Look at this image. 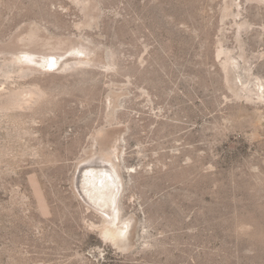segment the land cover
<instances>
[{
	"label": "rangeland",
	"instance_id": "obj_1",
	"mask_svg": "<svg viewBox=\"0 0 264 264\" xmlns=\"http://www.w3.org/2000/svg\"><path fill=\"white\" fill-rule=\"evenodd\" d=\"M82 1L0 0V60L99 64L39 77L21 136L0 109V264H264V0ZM101 147L119 241L78 187Z\"/></svg>",
	"mask_w": 264,
	"mask_h": 264
},
{
	"label": "bare ground",
	"instance_id": "obj_2",
	"mask_svg": "<svg viewBox=\"0 0 264 264\" xmlns=\"http://www.w3.org/2000/svg\"><path fill=\"white\" fill-rule=\"evenodd\" d=\"M78 1L81 2L84 7V1ZM17 50H15V52L5 51L6 56L0 60V70L3 69L4 77L8 79L17 78L16 80L19 83L16 87H8L0 92V109L3 110L6 118L11 117L13 118L12 120H15L17 126L16 130L20 132L19 135L21 136L25 128L23 120L24 112L27 111L29 113L30 111L35 114L50 98L44 87L39 83V77L51 74L54 71L67 72L80 69L88 70V68H92L97 64L83 58V54L86 55V57H89L91 54V50L86 47L78 49L70 48L63 55L45 54L26 49ZM68 54L70 57H68ZM114 65L111 58H109V63L103 64L100 67L105 70H111ZM9 68L11 69L10 71ZM16 80H14V82ZM248 89L249 88H247V91H249ZM252 90H250V92H252ZM255 94H257L259 100L264 98V92H262V94ZM35 118L38 117L35 116ZM95 137L97 139L99 134H97V136L95 134ZM113 152L114 150L112 149L109 150L101 147L98 152V157L93 159L89 166H83L82 170L80 169L79 182H77L79 185L78 187L82 191L81 193H84L90 203L96 208H100L99 210L106 216L102 234L113 241H119L123 238V232L120 229L122 220L119 218L117 219L108 210L109 208H113V204L115 205L117 203L121 191L118 184L119 178H117L116 168L105 159V155L110 156Z\"/></svg>",
	"mask_w": 264,
	"mask_h": 264
}]
</instances>
